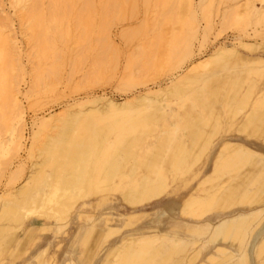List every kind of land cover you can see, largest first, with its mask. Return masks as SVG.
I'll return each mask as SVG.
<instances>
[{"label":"bare ground","instance_id":"obj_1","mask_svg":"<svg viewBox=\"0 0 264 264\" xmlns=\"http://www.w3.org/2000/svg\"><path fill=\"white\" fill-rule=\"evenodd\" d=\"M40 1L9 0L19 21L27 23L28 62L34 59V45L39 59L61 55L41 24L46 12L38 7ZM48 1L53 23L72 12L68 3L79 2L76 17L87 18L84 24L80 22V28L85 40L91 37L96 0ZM158 1L167 11L165 26L173 28L168 32L163 26L150 47L165 46L166 53L157 57L144 48L129 63L146 71H160L180 53L178 62L189 60L188 66L166 84L153 87L130 74L125 84L128 93L138 85H144V90L120 101L106 93L92 94L62 111L36 115L30 149L21 82L31 73L25 93L29 97L43 85L44 75L42 71L34 74V64L27 72L14 19L1 8L0 126H6L11 134L10 157L3 166L11 168L17 163L15 170L11 168L12 181L24 173L21 152L29 150L31 155L39 138L44 136L45 140L31 174L15 191L0 195V245L6 240V248L14 242L18 246L16 235L26 225H31L24 229L30 235L37 229L53 228L58 236L78 210L81 245L95 237L88 253L81 249L80 262L69 254L57 260L55 253L49 254L48 245L34 253L32 264H92L108 245L100 264H194L198 259L197 264H213L222 256L216 264H264V150L253 146V142L264 145V87L257 81L264 75V56L254 54L264 52V29L253 30V36L247 34L262 37V43L237 37L230 46H216L210 53L203 50L210 34L228 22L242 25L245 33L249 27L263 24L264 0H244L241 4L232 0L218 22L212 14V0L207 5L204 0H174L177 4L173 5L171 0ZM54 30L63 36L61 24ZM220 31L215 32L216 39ZM107 34L96 39L102 54L117 50ZM247 51L251 54H245ZM105 59H98V64ZM174 68L171 64L170 69ZM55 73L56 69L47 71L49 77ZM228 82L236 90L231 103L223 94ZM182 190L186 194L180 197L178 217L170 216L169 226L159 228L149 220L132 226L151 215H142L143 208L175 197ZM117 194L131 212L92 214L118 199ZM34 213L39 219L29 218ZM39 222L43 224L32 227ZM104 240L108 244L102 247Z\"/></svg>","mask_w":264,"mask_h":264},{"label":"rangeland","instance_id":"obj_2","mask_svg":"<svg viewBox=\"0 0 264 264\" xmlns=\"http://www.w3.org/2000/svg\"><path fill=\"white\" fill-rule=\"evenodd\" d=\"M171 1L172 3H170L172 5L174 3L177 4V2H174V0ZM195 1L199 2L200 0ZM204 1L206 5L208 2H211V0ZM0 2V4L3 6L1 7L0 5V11L4 9L7 15L14 19L13 28L22 44V50H24L23 62L27 67V72L30 71L32 64H34V74L35 72L38 73L42 71L44 75L42 83L43 85L40 86V89L37 93L33 92L29 95V97H25V93L27 94V91L30 87L31 73L28 72L27 75H25V80L21 82V100L25 110V120L27 122L26 136H30L27 140V146L29 149L31 148L32 143H34V137L32 135L34 128L32 126L33 119L36 115L46 114L49 112L54 114L56 112L62 111L67 105L73 104L75 100L89 97L92 94L101 95L106 93L108 96L113 97V99L120 101L122 98L132 94L133 92L144 90V85H138L131 91L129 90L128 93L125 84L128 81L130 74H132L138 82H146L147 86L153 87L156 86V84H166L169 82L170 78L177 75L183 70L184 67L188 66L189 64V60H185L184 63L178 62L181 56L180 53L172 57V60L169 62L164 63L165 66L163 67L162 65L163 69L159 68L161 69L160 71H158V68H156L158 71V73L156 72L157 74L154 73L156 71L155 68V70L150 69L146 71L143 70L137 63H131V65L129 63L131 59L138 58L144 48L147 52L152 53L153 56L157 57L158 55L161 56V53H166L165 46H162L160 49H158V46L152 48L150 47L151 41L157 37L159 31H162L161 28L165 26L164 21L167 16V11L161 9L163 3H160L158 0H150L148 2L145 0H109V2L107 0H96V13L92 15L93 18H91L90 21L92 24V30L90 31L91 37L86 40L83 37V33L80 28V22L81 24H84L87 21V18L83 17V20H79V18L76 17L81 7L79 6L81 5L79 2H73L72 4L68 3L69 6L67 5V7L68 9H71L72 12H68L67 15H64L60 20H58V22H54V24L53 19H51L52 17L49 15L48 11L49 1L42 0L40 1L41 3H37H40L38 7L45 9L44 12H46L45 16H43L44 20H41V24L48 30V41L51 43L53 41L57 51L61 55L58 59H54L52 56H48V58L46 57V60L39 59L37 53L38 50L34 45V59L31 57L32 59L30 62L27 61V57L25 55V52L28 49L27 38L25 35L27 23L25 24L24 22L19 21L17 15L15 14V9L11 7L9 0H0ZM213 2L214 7L212 9V14L215 18V22H218L222 15L221 11L223 13L226 7L232 4V0H212V3ZM243 2L244 0H240V4ZM171 4L168 3V6H172ZM216 10L220 12L215 14ZM1 16L4 15L0 14V18ZM146 23L147 26L149 25L148 28H146ZM60 24L64 27L62 37L58 36L54 30L55 27ZM240 26L236 24L232 25L231 22L230 24L228 22L223 27H219L220 29H216L217 31H213L214 33L210 34L207 46L205 47L206 49H203L204 52L206 51L207 53H210L216 46H230L237 37H241L244 41L251 39L252 41L262 43V37H260V39L259 36L250 38L247 34L253 36V30L264 29V23L261 25L252 26L254 29L249 27L247 29V33L243 32L242 29L244 27H242V25ZM167 27L168 26H165L164 29L168 32H171L173 27ZM104 31L108 33L107 35H109L111 40L114 42L113 44L117 49L116 52L110 50L111 52L107 51L108 53L102 54V50L95 45L97 38L99 40L104 38V35L106 34ZM218 31L221 32V35L216 39V34L219 33ZM36 32L37 31L35 29L34 33ZM147 43H149V45ZM95 46L97 48H95ZM197 46L198 44L196 45V49ZM245 54L249 55L251 53L247 51ZM254 54L264 56V52L261 53L257 51ZM101 57H106V59L104 62H102V64H98V59ZM170 63L175 67L174 70L170 69ZM55 69L56 73L54 74V77H49V75H47V71H55ZM252 77L256 78L257 80L258 76L253 75ZM228 81H230V79H228ZM257 81H261L260 84L263 88L264 75L261 78L259 77ZM223 94L228 97V101H230V103L234 101L236 90L232 87V83L228 82L225 85ZM2 126H0V164L2 161L0 170L3 171H0V195L3 194V192L15 191L16 188L22 185L26 177L31 174L30 170L33 169L32 165H35L40 161L39 148L45 140L44 136L39 138L40 141L34 144V150L32 151L31 155L29 154V150L28 152L26 150V152H21V155L24 158L23 161L25 162L24 173L21 177H19V179L12 181L10 173L16 169L17 163H15V166L13 165L14 167H11L13 170L11 168H6V165L3 166V163L10 157L8 155L10 140L8 141V139H10L11 134L9 133L6 126ZM253 146H255V148L264 150V145L260 142H253ZM13 161L14 160L11 162ZM8 169H10V171ZM185 194L186 191L182 190L175 197L163 199L148 206L147 208H143V213H141L142 215H151L141 219L140 221H137L132 226H137L140 222L148 220L150 224L154 226L157 225L159 228H165L166 226H169V217H178L181 201L180 197ZM116 197H118V199H114L112 202L96 208L95 211H92V214L94 216H98L102 212L108 210H115L121 213L132 211L121 203L119 194H117ZM78 213L79 210L75 212L73 221L69 223V226L61 231L62 233H58V236L55 234L53 228L42 232L41 230L37 229L33 234L30 235V232L28 231L25 233L24 229L31 225L23 226V228L20 229L16 235V238L20 239L18 246H16L17 242H14L10 245V247L6 248L4 245L6 240L0 245V264H22L26 261H28L29 264H32L31 261L34 253H36L41 248L43 249L47 247L48 245H51L49 254L52 255V253H55L57 260L62 261L65 255L69 254L71 258L75 259L77 262H80L82 258V256H80L81 249L87 251L88 253V251L92 248V243L95 241V237L91 236L87 241L88 244L86 246L81 245V239L78 235ZM29 218L39 219L38 213H34ZM254 222H252L253 226L257 221ZM42 224V222H39L36 224V226H41ZM119 235L120 233L114 235L113 237L116 238ZM105 244L107 245L108 241L105 243L104 240V245L102 247L106 246ZM102 247H100L99 250H101ZM108 247L110 246L108 245L107 248L100 253L97 261L92 264H100V262L103 261L105 255L109 251ZM224 257L225 256L218 257L213 264L220 262L224 259ZM199 260L200 259L196 260L197 262L195 261L196 263L194 264H197ZM89 262L90 261H84L83 264H90L91 262Z\"/></svg>","mask_w":264,"mask_h":264},{"label":"crops","instance_id":"obj_3","mask_svg":"<svg viewBox=\"0 0 264 264\" xmlns=\"http://www.w3.org/2000/svg\"><path fill=\"white\" fill-rule=\"evenodd\" d=\"M36 225H32V227H35ZM37 227V226H36Z\"/></svg>","mask_w":264,"mask_h":264}]
</instances>
